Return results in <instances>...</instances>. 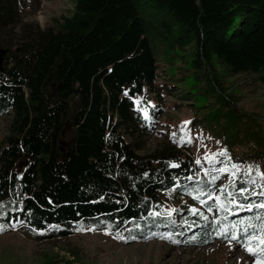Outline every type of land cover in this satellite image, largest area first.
<instances>
[{"label": "trees", "instance_id": "16d2710c", "mask_svg": "<svg viewBox=\"0 0 264 264\" xmlns=\"http://www.w3.org/2000/svg\"><path fill=\"white\" fill-rule=\"evenodd\" d=\"M24 3L0 0V48L8 49L0 117L10 116L0 145V202L9 204L1 229L58 242L100 229L121 244L259 247L242 224L264 209L241 205L261 197L238 190L264 191L256 172L264 173V124L238 106L228 79L251 73L264 83V0H76L56 28L24 25L6 40ZM165 95L191 111L187 123L165 117ZM162 116L166 146L142 153ZM196 133L213 149L199 163L183 154ZM229 192L237 204L222 211L217 198L223 204ZM70 253L66 264L79 259L77 247ZM249 253V262L264 260ZM54 257L47 264L62 260Z\"/></svg>", "mask_w": 264, "mask_h": 264}, {"label": "rangeland", "instance_id": "374dc122", "mask_svg": "<svg viewBox=\"0 0 264 264\" xmlns=\"http://www.w3.org/2000/svg\"><path fill=\"white\" fill-rule=\"evenodd\" d=\"M21 8V20L13 29L2 32L6 40L19 39L24 25L36 24L41 28H56L55 19L71 15L76 0H24ZM233 89L237 91L240 100L238 106L248 112L260 116L264 124V83L257 80L255 74L242 73L229 78ZM232 82V83H231ZM178 95H165V117L168 115L173 124L187 122L191 111L174 102L180 101ZM161 117L157 125L158 132H154L143 142L142 153L150 154L164 148L167 144L169 127L167 120ZM10 116L0 117V145L9 132ZM196 133L195 144L189 154L195 160L201 161L211 155V145L204 142ZM187 200L183 204H188ZM189 206H196L190 203ZM174 204H167V209L174 210ZM6 212L7 202L0 205ZM3 215H0V217ZM3 223L0 221V225ZM79 249V259L72 264H257L249 262L250 253L244 247H237L229 242L216 241L203 247L175 245L165 240L149 242H133L121 244L105 230L85 229L74 233L65 240H42L36 234L24 228H0V264H47L48 259L58 255L62 260L56 264H66L74 260L70 248Z\"/></svg>", "mask_w": 264, "mask_h": 264}, {"label": "snow or ice", "instance_id": "6c2138e0", "mask_svg": "<svg viewBox=\"0 0 264 264\" xmlns=\"http://www.w3.org/2000/svg\"><path fill=\"white\" fill-rule=\"evenodd\" d=\"M185 123H187V122H185ZM197 162L199 163V161H197ZM232 167H233V169L235 171H239V169L237 168V166L233 165ZM222 171H227V168L222 169ZM248 171L251 172L252 169L249 168ZM256 172H257V175L264 176V173H261L259 171V167L258 166L256 167ZM145 175H147V173H145ZM213 179H216V177H213ZM224 187L225 186H223V185L221 186L222 190H223ZM238 191L241 194L247 193L249 195H259L261 197L259 203H256V204H254V203H248L246 205H241V207H247V208H250V209L251 208L264 209V191H262L260 193H256L255 191L249 192L248 189L243 188V187H241ZM228 196L230 197V199L227 200V201H224L223 204H221L220 203V199L217 198V206L222 211L225 210V207L228 204H237V200L235 198H233V193L232 192H229L228 193ZM200 202L203 203L204 201L201 200ZM0 205H2V202H0ZM191 210L193 212H196L197 211V209L194 208V207ZM211 210L212 209L209 208V211H211ZM169 211H171V210H169ZM4 214H5V212L2 209H0V215H4ZM151 214L152 215H157V213H155V212H152ZM216 219L219 220L221 218L220 217H217ZM2 227L3 226L0 225V228H2ZM136 227L139 228L140 225H136ZM238 227H241V225H233L234 233H235V229L238 228ZM242 227H243V231H245V233H248L249 231L251 232V235L246 236V242L249 241V240L250 241H253V242L258 241L259 242V245H260L257 248L248 247L247 250L249 252H251V253L260 252V253L264 254V216H260L257 219L256 223H251V222H249L248 219H245V221H243ZM235 234H238V233H235ZM165 238L172 240V233H166L165 234ZM233 238H235V235L233 236ZM172 242H175V240H172ZM257 264H264V260H258L257 261Z\"/></svg>", "mask_w": 264, "mask_h": 264}, {"label": "water", "instance_id": "95a60500", "mask_svg": "<svg viewBox=\"0 0 264 264\" xmlns=\"http://www.w3.org/2000/svg\"><path fill=\"white\" fill-rule=\"evenodd\" d=\"M7 52H8L7 48H0V70H2L3 68V63H4L5 55ZM63 137H65V134L63 135Z\"/></svg>", "mask_w": 264, "mask_h": 264}]
</instances>
